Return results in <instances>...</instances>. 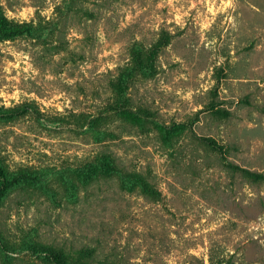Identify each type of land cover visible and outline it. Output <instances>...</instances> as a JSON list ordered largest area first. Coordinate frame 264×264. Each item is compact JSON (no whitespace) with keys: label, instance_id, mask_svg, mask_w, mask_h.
<instances>
[{"label":"rangeland","instance_id":"rangeland-1","mask_svg":"<svg viewBox=\"0 0 264 264\" xmlns=\"http://www.w3.org/2000/svg\"><path fill=\"white\" fill-rule=\"evenodd\" d=\"M0 10L15 26L0 30V161L38 171L0 207L10 239L88 246L121 264H264V180L225 165L264 174V0H0ZM138 107L156 124L115 112ZM103 151L151 189L87 172ZM2 256L45 264L26 247Z\"/></svg>","mask_w":264,"mask_h":264},{"label":"trees","instance_id":"trees-1","mask_svg":"<svg viewBox=\"0 0 264 264\" xmlns=\"http://www.w3.org/2000/svg\"><path fill=\"white\" fill-rule=\"evenodd\" d=\"M70 6H68L69 9ZM67 9V10H68ZM13 29L14 25L9 24L6 18L1 14L0 10V30ZM118 82V80H116ZM116 113L123 115L131 123L142 127L148 124L155 125L154 112L148 108L138 107L135 112H129L124 114L125 111L115 110ZM114 112V113H115ZM85 116L82 113L77 114L75 117L78 120V126L82 127L81 120ZM102 118L96 117V119L89 121V130H95L100 125ZM191 128V126H190ZM164 129L163 131H173L175 128L157 127V130ZM200 140L204 141L207 145L218 147L214 140L205 136H200ZM88 171L91 174H104V175H117L121 181H138V186L142 190H150L152 184L146 178L142 171L136 169H128L122 166L115 155L111 152H99L92 161H88ZM225 165L232 171L248 176L254 180H264V174L245 168L243 166L225 162ZM37 170L29 167L10 169L7 165L0 161V207L10 198L12 193L16 191L26 190V181H35L38 178ZM136 186L135 183H132ZM86 186V185H85ZM26 247L32 250L36 254H41L45 264H121L117 262H109L102 260H95V249L88 246H81L74 251L66 250L63 246H55L53 244H47L46 242L39 240L29 241L26 236L20 238L18 242L10 239L4 231L0 228V254L12 249L13 247ZM3 257V264H13L11 257Z\"/></svg>","mask_w":264,"mask_h":264}]
</instances>
